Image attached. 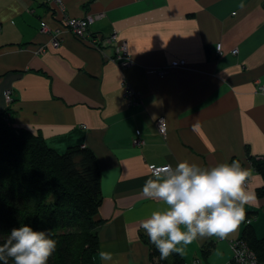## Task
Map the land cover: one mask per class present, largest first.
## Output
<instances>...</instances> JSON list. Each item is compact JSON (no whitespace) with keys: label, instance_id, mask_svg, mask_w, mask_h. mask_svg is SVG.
I'll return each mask as SVG.
<instances>
[{"label":"crops","instance_id":"1","mask_svg":"<svg viewBox=\"0 0 264 264\" xmlns=\"http://www.w3.org/2000/svg\"><path fill=\"white\" fill-rule=\"evenodd\" d=\"M60 2L71 18L95 16L86 41L47 0H0V111L58 152L90 148L101 168L98 252L113 255L109 264H160L140 227L165 207L142 194L151 165L236 160L251 170L255 193L264 184L250 162L264 157V0ZM42 24L59 30V46ZM111 34L126 42L130 66L121 67L115 42L101 50L87 43ZM124 83L140 95L137 103ZM161 118L166 136L158 130ZM250 218L264 237V198L246 206L245 222L227 239L188 246L185 264H229L230 242ZM95 263L103 264L97 254Z\"/></svg>","mask_w":264,"mask_h":264},{"label":"trees","instance_id":"2","mask_svg":"<svg viewBox=\"0 0 264 264\" xmlns=\"http://www.w3.org/2000/svg\"><path fill=\"white\" fill-rule=\"evenodd\" d=\"M7 112L0 111V244L11 229L29 224L48 230L57 241L49 264H96L101 224L97 215L103 197L95 153L80 145L58 152L40 133L13 125ZM250 162L264 179V157H251ZM256 195L264 198V184ZM141 237L150 246L153 261L185 264L176 254L161 260L147 234L143 232ZM237 240L264 264V237L257 235L251 218ZM211 247L208 244L203 254L208 255ZM9 264L13 262L9 260Z\"/></svg>","mask_w":264,"mask_h":264},{"label":"clouds","instance_id":"3","mask_svg":"<svg viewBox=\"0 0 264 264\" xmlns=\"http://www.w3.org/2000/svg\"><path fill=\"white\" fill-rule=\"evenodd\" d=\"M199 126L193 125V131ZM251 170L239 161L204 167L183 160L174 167L159 166L142 187L145 198L165 205L151 213L140 227L161 260L183 257L188 246L207 238L227 239L245 222L246 206L256 203ZM57 241L48 230L29 224L14 227L0 244V262L49 264ZM103 264L113 261L108 251L97 253Z\"/></svg>","mask_w":264,"mask_h":264},{"label":"built area","instance_id":"4","mask_svg":"<svg viewBox=\"0 0 264 264\" xmlns=\"http://www.w3.org/2000/svg\"><path fill=\"white\" fill-rule=\"evenodd\" d=\"M61 0H47L48 4L50 6L54 7L57 13L62 17V20L64 22V25L73 32V34L82 40L86 41V35H87V28L89 24L94 20L95 16L87 15L84 18H71L66 15L65 8L60 3ZM41 30L43 32H50L53 34L52 43L54 46H59L61 38H60V32L59 30H55L52 32L48 26L45 24H42ZM105 40L108 43L115 42V56L119 59H121L120 65L121 67H127L131 65V60L128 52V47L126 42H121L117 39V36L115 34H111L108 37H101V36H94L92 39H89L87 43L94 47L97 50L101 49V42ZM221 53V44L217 45V54ZM233 53H237V50H234ZM165 70L162 72L159 71L161 75L165 74ZM125 84V83H124ZM126 87V94L129 97V99L133 103H137L140 100V95L135 92L129 85L125 84ZM9 97V95H8ZM158 130L159 133L163 136H166L167 134V123L164 118H161L158 120ZM138 138L134 140L135 145H142L144 142L142 140V137L140 136V132H138ZM159 166L151 165L150 169L153 173L158 169ZM231 248L233 250V258L230 262V264H259L255 253L247 247V245L241 241V240H233L230 242Z\"/></svg>","mask_w":264,"mask_h":264},{"label":"bare ground","instance_id":"5","mask_svg":"<svg viewBox=\"0 0 264 264\" xmlns=\"http://www.w3.org/2000/svg\"><path fill=\"white\" fill-rule=\"evenodd\" d=\"M103 42L108 43L107 41L103 40V41L101 42V45H100L101 47H102V45H104V44H102ZM60 44H61V41H60ZM60 44H59V45H60ZM101 49H102V48H101ZM101 49H100V50H101ZM229 264H230V263H229Z\"/></svg>","mask_w":264,"mask_h":264},{"label":"rangeland","instance_id":"6","mask_svg":"<svg viewBox=\"0 0 264 264\" xmlns=\"http://www.w3.org/2000/svg\"><path fill=\"white\" fill-rule=\"evenodd\" d=\"M263 218V217H262ZM254 220V219H253ZM259 220H261V218L259 219ZM256 258H257V256H256ZM258 260V259H257ZM259 262V261H258ZM259 264H261V263H259Z\"/></svg>","mask_w":264,"mask_h":264}]
</instances>
